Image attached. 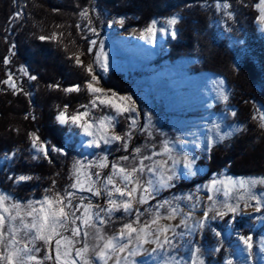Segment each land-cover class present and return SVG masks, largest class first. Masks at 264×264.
<instances>
[{
	"label": "rangeland",
	"instance_id": "obj_1",
	"mask_svg": "<svg viewBox=\"0 0 264 264\" xmlns=\"http://www.w3.org/2000/svg\"><path fill=\"white\" fill-rule=\"evenodd\" d=\"M89 1L91 6L81 8L78 12L79 20L76 23L83 33V38L86 40V50H78L75 53L73 61L79 57L84 66L93 64L95 56L100 52V44L102 43L103 53H106L108 56V69L105 71L93 64L95 73L99 76V83L95 84V86L105 89L109 95L115 92L119 96H130L131 100L126 103L137 109V113L135 114L137 122L139 125L145 126V131L141 132L139 129H133V135L128 141L127 149L122 146L120 141H114L111 144H103L101 142L99 147H96L90 146L88 143L93 137L86 135L79 128L62 125L57 121L61 126L67 128L66 144L70 145L74 143L76 154L71 163V168H69V184L63 190L52 191L61 193L65 190L76 191L77 197L84 196L86 198L85 202H87V198H91L93 204L107 206L104 195L95 197L91 196L87 191L79 192L76 189H69V185L74 182L73 166L75 161H81L87 166L89 163L97 161L101 156H106L108 162H115L122 156H129V160L122 163L131 168L134 164L139 163L142 156H152L153 152L160 153L164 141H167L169 147L172 149L171 158H169L168 154H160L152 156L151 160H145L144 163L151 165L153 160H166L169 174L175 171L179 175V179L172 181L174 186L179 181H190L195 177L208 173V167L202 164L201 159L206 164L210 148L223 143L228 138L230 139L239 133L243 125L232 120V115L227 111V107H223L228 99L225 101L220 97V90L223 89L228 98L230 96V89L225 77L215 73H194L191 71L193 65L201 62V57L198 53H195L196 55L194 54L193 56L179 57L175 60H169L166 57L168 50L167 41L175 38L171 35V32L175 31L177 33V24L168 27L165 24V20L175 15L178 17L179 22L181 20L180 11H175L168 16H155L150 19L147 25L152 20H156L157 28H168V31L165 33L157 31L155 43H150L141 39V31L147 25L140 26L138 18L129 13L108 17L101 27L95 28L93 23L89 25L88 19L80 15L83 9H88L90 17V12L94 14L97 12L95 5L97 0ZM223 2L224 0H213L201 4L200 9L207 11L209 15V22L206 25L207 29L205 32L208 33L212 40L225 41L234 56L233 68L238 69L243 56L254 57L256 50L255 40H252L248 35L246 29V19L248 16L242 15L243 8L240 7L239 3L227 0V3L231 7L226 10L223 8L218 9L216 7L217 3ZM258 2L259 0L252 4V8L257 12L258 9L253 7V5ZM243 3L246 5L248 2ZM227 11L232 13L231 18L226 15ZM16 13H20V15L17 16ZM258 16L259 12L256 14L253 23H255L260 37L264 39V23L258 19ZM20 17H22V9L18 8L14 14L13 22L19 21ZM120 18H124L122 25L114 23V21H118ZM90 27H94L96 32L90 31ZM91 40L97 41V44L94 46L90 45L89 41ZM89 47L92 48L91 52L88 51ZM102 60L103 55H101ZM112 78H117L121 85L112 83ZM5 85L11 88L8 84ZM71 86H66L64 89ZM260 86L257 85L258 88ZM88 94L90 95V101L92 95ZM89 101L79 104L76 110L79 108L80 111H84L80 106L87 105ZM61 110L62 108L59 109L58 113ZM90 112L91 116L97 119L106 114H114L112 109L103 106L91 108ZM120 117L123 118L124 123H121L119 129L123 133H126L130 121L125 119L124 116ZM118 119L119 117H117L115 122V134H120L116 130ZM213 124H218L222 132L230 133L228 137L223 141L213 142ZM137 147L141 149V153L134 152V149ZM30 150L33 159L37 160L44 157L43 153L37 152L32 146V142ZM57 153L64 154L65 149L63 152ZM13 156L14 153L11 152L0 158L1 170L7 171ZM186 158L194 159L193 170L196 173L195 175L186 176L183 174ZM96 170L95 168L85 169V171L93 172ZM110 170L109 166V168H105L102 171L104 174H107ZM149 175V173L145 172L142 174V178L148 179ZM17 176L20 175L14 177ZM260 176H264V174L236 175L230 173L226 167H223L219 171L209 173L205 180L195 183L190 187H185V189L164 193L165 190H170L173 187L164 188L156 196L155 200L149 201L146 205H138V207L143 211V209L150 206L154 207L157 201L172 200L173 197H180L181 199L173 202L178 203L183 212H192L189 225L199 221L203 217L204 211H208L209 219L206 221L203 229H197L191 236H185L183 239L177 238L179 247L177 255L183 258L182 264H188L191 257V249L196 246H199L204 252L203 259L205 264H227L229 259L232 261V264H264V250L260 246L261 241H264V220L257 219V217L264 216V210L257 213L253 207L246 208L244 206L245 202L241 200L239 201L240 213H228L221 218L216 216V213L226 211L223 207L224 202L235 204L238 192L233 191L231 197L226 198L222 193L209 190L212 187H221L219 181L226 182L228 177L236 180ZM10 177L14 178L11 172L8 174V178ZM213 180L218 181L215 186L211 184ZM23 182H16L13 179L15 186ZM254 191L262 192L264 191V186L257 185ZM0 192L7 194L12 200L18 201L21 204H27L29 201H41L46 195L50 194L47 191L39 198L30 197L26 200H20L1 187ZM188 196H191L192 199H184ZM209 196L213 197L215 203L208 199ZM114 198L119 199V196L117 195ZM73 202L78 203V199ZM250 203L254 204L255 201H251ZM161 212L163 213L164 210L162 209ZM233 215L236 216L234 220L232 219ZM149 216V213H145L141 217V220H147ZM213 216H216V218L212 219ZM242 216L245 217V221L240 220ZM131 219H134V216L125 214L121 210L114 213L110 222L101 225V227L108 234H112L123 223ZM180 219L181 217L177 216L175 220L162 221V223L179 224ZM177 231H184V229L181 227ZM216 232H219L220 236H217ZM205 233L208 234V238L205 237ZM240 235L252 236L254 247L251 253L247 251L246 245L240 241ZM187 241H191L192 243L188 244L186 243ZM153 246L151 244L145 245L148 248ZM217 248H219V251H214ZM42 254L43 250L38 255ZM136 259L137 261L147 260L148 264H157V261L143 254ZM109 264H111V261Z\"/></svg>",
	"mask_w": 264,
	"mask_h": 264
},
{
	"label": "trees",
	"instance_id": "obj_2",
	"mask_svg": "<svg viewBox=\"0 0 264 264\" xmlns=\"http://www.w3.org/2000/svg\"><path fill=\"white\" fill-rule=\"evenodd\" d=\"M211 1L97 0V12H90L96 28L103 26L113 15L129 13L138 18L140 26H145L152 17L180 11L176 36L167 41L166 57L175 60L198 53L201 62L193 65L191 71L220 74L230 89L223 107H227L231 115L235 113L232 120L243 125L241 131L212 146L206 164L201 159L208 167V173L190 181H179L164 193L190 187L223 167L236 175L264 174V128L260 127L259 119L264 113V39L253 23L258 12L252 4L257 0H230L239 3L243 8L242 15L248 16L246 29L256 47L254 57L243 56L238 69L233 68L234 56L225 41L212 40L205 32L209 15L200 8L203 2ZM90 6L89 0H0V82L8 79L10 74L19 89L0 83V158L14 153L7 171L0 169V187L17 199L39 198L49 189L60 191L69 184V168L76 151L74 143L66 144L67 128L57 122L56 115L65 105L72 112L90 99L84 90L89 76L73 61L78 50H86V40L76 25L78 12ZM18 8L22 9V17L13 22ZM54 34L56 38L39 39ZM30 76L36 79H30ZM111 81L120 84L117 78ZM77 84L81 91H63L64 87ZM257 85H261L260 88ZM121 123L124 120L119 117L116 130L124 134L119 129ZM32 133L41 141L65 149V153L51 151L48 157L33 159L30 154ZM10 172L13 177L26 175L33 178L15 186L13 179L8 178ZM240 220L245 221V217ZM205 237L208 238L207 233Z\"/></svg>",
	"mask_w": 264,
	"mask_h": 264
},
{
	"label": "snow or ice",
	"instance_id": "obj_3",
	"mask_svg": "<svg viewBox=\"0 0 264 264\" xmlns=\"http://www.w3.org/2000/svg\"><path fill=\"white\" fill-rule=\"evenodd\" d=\"M218 9H229L231 5L224 0L223 3H217ZM253 7L258 9V19L264 23V0H259ZM17 16L20 13H16ZM81 16L88 19V24H92L88 9H83ZM231 18L232 13L226 12ZM114 23L123 24L124 18H120ZM178 23V17L173 15L165 20L168 27ZM93 33L96 32L94 27L89 28ZM165 33L167 27L157 28V21L152 20L142 31L141 39L150 43H155L156 32ZM62 35V34H61ZM171 35L175 37L176 32L172 31ZM53 37L40 36L39 39H53ZM90 45H96L97 41H89ZM89 52L92 48L89 47ZM101 55L103 60L101 61ZM5 63L8 60L5 59ZM75 63L78 67H84L85 72L90 79L85 81V89L92 95V99L87 105L80 107L84 111L77 110L69 113L68 106L57 114L56 120L62 125H69L73 128L81 129L86 135L93 137L89 140L90 146L99 147L100 143L111 144L114 141H120L122 146L127 149L128 141L133 135V129L145 131V126L139 125L136 119L137 109L127 104L131 100L130 96H119L117 93L108 92L96 87L99 83V76L95 73L93 64L107 71L108 56L103 53V44H100V52L95 56L93 64L87 66L76 58ZM22 71H25L22 69ZM30 79H36L30 76ZM0 83L8 84L14 90L17 85L12 81L9 74L8 79ZM59 88V85H56ZM80 85H74L63 89V91L79 92ZM220 97L227 100L228 96L220 90ZM134 103V102H133ZM103 106L113 110L114 114H106L100 118H93L90 109ZM232 115H235L233 112ZM124 116L130 121L128 131L124 134H115V122L117 117ZM150 119V117H149ZM260 127L264 128V113L260 114ZM213 142L223 141L230 133L222 132L218 124H213ZM32 146L44 157H48L49 151L63 152V148L49 144L47 141H41L40 137L32 133ZM172 149L167 141L162 143L161 152H153L152 156L168 154L171 158ZM134 152L141 153L139 147ZM152 156H142L138 164L131 168L125 166L122 162L128 161L129 156H122L118 161L108 162L106 156H101L94 163L84 165L81 161L74 163V182L69 185V189H76L79 192L87 191L91 196H105L106 205L93 204L91 198L84 196L77 197L76 191L65 190L53 192L47 190L50 194L46 195L41 201H29L27 204H21L12 200L10 196L0 192V264H148L147 260L137 261V257L146 255L157 261V264H182L183 258L178 257L179 251L178 240L185 236H191L197 229H203L206 221L209 219L208 211H204L203 217L199 221L189 225L192 218V212H183L178 203L180 197H173L172 200L165 199L157 201L154 207L141 210L138 205H146L151 200H155L160 191L164 188L173 187L172 181L179 179V175L172 171L169 174L167 161H152V164H145V160H151ZM194 159H185L184 175H195L193 170ZM111 168L107 174L103 169ZM97 169L96 171H85V169ZM149 173L148 179H143V173ZM83 177V179H82ZM31 176L20 175L10 177L16 182H22L32 179ZM55 181H53V184ZM218 181L213 180L212 186ZM221 187H212L209 190L222 193L224 197L230 198L233 191H237L236 203H223L226 211H219L216 216L224 217L228 213H240V203L243 200L244 206L253 207L255 212L260 213L264 210V191L257 192L254 189L257 185L264 186V176L239 178L233 180L231 177L227 181H219ZM119 196V199L114 197ZM78 199V203L74 200ZM184 199L191 200L188 196ZM208 199L213 201V197ZM251 201H255L251 204ZM215 203V201H213ZM195 207V205H193ZM164 210L162 213L161 210ZM123 211L125 214L134 216V219L123 223L120 228L108 234L101 225L108 224L116 212ZM79 213V214H78ZM149 213V219L142 221L141 217ZM180 216L179 224L162 223V221L175 220ZM213 216L212 219H215ZM236 218L233 215L232 219ZM264 220V216L257 217ZM184 231H177L179 228ZM220 236L219 232L215 233ZM240 241L246 245L247 251L252 252L254 247L251 235H240ZM38 242H40L38 244ZM186 243L191 244V241ZM154 245L151 248L145 245ZM264 250V241L260 244ZM42 255H38L42 252ZM219 251V248L214 249ZM204 252L199 246L191 249V257L188 264H205L203 259ZM227 264H232L229 259Z\"/></svg>",
	"mask_w": 264,
	"mask_h": 264
}]
</instances>
